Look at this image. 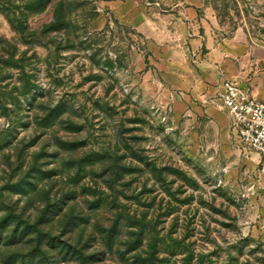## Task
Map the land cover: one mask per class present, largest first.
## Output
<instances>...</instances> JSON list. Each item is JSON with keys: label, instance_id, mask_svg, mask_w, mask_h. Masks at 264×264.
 <instances>
[{"label": "rangeland", "instance_id": "1", "mask_svg": "<svg viewBox=\"0 0 264 264\" xmlns=\"http://www.w3.org/2000/svg\"><path fill=\"white\" fill-rule=\"evenodd\" d=\"M199 1L264 58V0ZM147 54L100 0H0V264H264L254 173L150 109Z\"/></svg>", "mask_w": 264, "mask_h": 264}, {"label": "crops", "instance_id": "2", "mask_svg": "<svg viewBox=\"0 0 264 264\" xmlns=\"http://www.w3.org/2000/svg\"><path fill=\"white\" fill-rule=\"evenodd\" d=\"M199 2L100 0L118 24L132 29L145 44L151 67L144 92L156 93L170 105L178 134L206 147L210 160L238 165L224 169L254 173L259 155L240 153L217 96L221 82L229 79L264 101V58L255 47L225 36L222 25L203 14Z\"/></svg>", "mask_w": 264, "mask_h": 264}, {"label": "built area", "instance_id": "3", "mask_svg": "<svg viewBox=\"0 0 264 264\" xmlns=\"http://www.w3.org/2000/svg\"><path fill=\"white\" fill-rule=\"evenodd\" d=\"M217 97L219 106L228 115L230 131L240 153L247 155L254 151L259 155L251 189L264 192V101L256 99L229 79L221 82ZM150 109L160 113L162 119L168 118L171 112L170 105L161 101L150 104Z\"/></svg>", "mask_w": 264, "mask_h": 264}, {"label": "trees", "instance_id": "4", "mask_svg": "<svg viewBox=\"0 0 264 264\" xmlns=\"http://www.w3.org/2000/svg\"><path fill=\"white\" fill-rule=\"evenodd\" d=\"M71 211V210H70ZM65 216V218H68L67 220L69 221V220H72L73 219V217H72V215H70V214H63V217ZM33 232H35L36 233V235L38 234V229H37V226L36 225H33ZM114 228V227H113ZM110 229H112V228H110ZM110 229H109V231H107V233L108 234H110ZM106 230V229H105ZM136 242L137 243H140V238L138 239V237H137V241H133V243L135 244V246L132 248V249H136L137 247V245H136ZM79 258L82 260V262H84V260H85V256L83 255V254H79Z\"/></svg>", "mask_w": 264, "mask_h": 264}]
</instances>
